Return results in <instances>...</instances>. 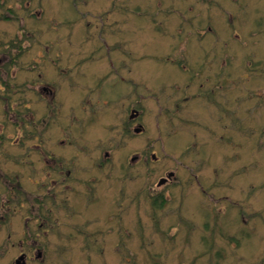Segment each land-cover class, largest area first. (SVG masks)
I'll list each match as a JSON object with an SVG mask.
<instances>
[{"label":"rangeland","instance_id":"374dc122","mask_svg":"<svg viewBox=\"0 0 264 264\" xmlns=\"http://www.w3.org/2000/svg\"><path fill=\"white\" fill-rule=\"evenodd\" d=\"M25 252L264 264V0H0V264Z\"/></svg>","mask_w":264,"mask_h":264},{"label":"water","instance_id":"95a60500","mask_svg":"<svg viewBox=\"0 0 264 264\" xmlns=\"http://www.w3.org/2000/svg\"><path fill=\"white\" fill-rule=\"evenodd\" d=\"M134 112H136V111H133V113H134ZM135 115H136V114H135ZM131 117L133 118V117H134V114H133ZM142 130H143V126H142V125H139V126L137 127V129L135 130V132H136V133H137V132H141ZM168 175H169L168 178H171V176H173V172H171V173L168 174ZM168 178H162V179L160 180L158 186H160L162 183L166 182V180H167ZM37 256H38V257H41V256H42V252H41V251H38ZM24 259H25V256L22 255L19 259H17L16 264H25L26 261H25Z\"/></svg>","mask_w":264,"mask_h":264},{"label":"flooded vegetation","instance_id":"af4514ba","mask_svg":"<svg viewBox=\"0 0 264 264\" xmlns=\"http://www.w3.org/2000/svg\"><path fill=\"white\" fill-rule=\"evenodd\" d=\"M22 255L25 256V259H24V260L26 261V259H27V257H28V256H27V253H26V252H25V253H22V254L20 255V257H21ZM20 257H19V258H20ZM16 261H17V260H16ZM25 264H26V263H25Z\"/></svg>","mask_w":264,"mask_h":264},{"label":"trees","instance_id":"16d2710c","mask_svg":"<svg viewBox=\"0 0 264 264\" xmlns=\"http://www.w3.org/2000/svg\"><path fill=\"white\" fill-rule=\"evenodd\" d=\"M164 202H165V200L162 198V199H161V204H163ZM154 203H155V202H154ZM161 204H160V205H161Z\"/></svg>","mask_w":264,"mask_h":264}]
</instances>
